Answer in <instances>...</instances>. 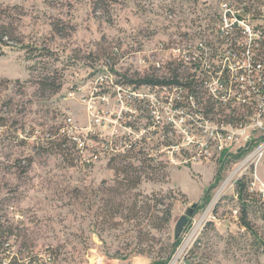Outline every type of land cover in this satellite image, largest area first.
<instances>
[{
  "label": "rangeland",
  "instance_id": "374dc122",
  "mask_svg": "<svg viewBox=\"0 0 264 264\" xmlns=\"http://www.w3.org/2000/svg\"><path fill=\"white\" fill-rule=\"evenodd\" d=\"M16 4L22 7L13 20L17 34L49 47L53 55L36 63L18 46L3 47L5 54L0 55V232L9 234L11 255L21 264H33L30 260L37 254L56 256L55 263L43 264H89L91 259L152 264L167 258L177 222L197 203L166 264H264V138L263 131L254 132L264 121L230 129L231 136L215 143L210 129L200 126L207 97L198 108L187 107L186 114L166 104L160 114L174 121L171 136L191 145L184 151H165L159 160L166 169L158 178L142 172L138 188H120L121 196L116 193V166L125 162L111 164L110 154L100 149L94 153L91 147L97 142L70 154L72 143L59 131L70 118L76 132L85 135L95 127L98 110L113 112L117 98L103 103L90 92L94 80L104 74L106 57L114 58V71L108 74L117 80V72L200 76L202 70L183 59L191 54L188 46L207 47L204 61L219 64L214 55L231 43L222 27L230 29L241 5L252 7L256 23L261 17L254 7L264 0H0L4 7ZM34 65L52 71L62 88L42 90L40 71L30 69ZM76 87L78 93L69 97ZM177 94L159 91L172 100ZM251 135L248 149L236 157ZM160 141L163 137L156 132L150 145ZM207 141L213 144L205 149ZM254 174L260 179L259 191L246 200L247 228L241 223L243 203L236 182ZM156 193L175 198L165 230L151 229L148 218L142 226L126 221L136 194L141 205L144 197ZM121 201H127V207ZM9 259L0 246V264H9Z\"/></svg>",
  "mask_w": 264,
  "mask_h": 264
},
{
  "label": "built area",
  "instance_id": "2783aa9c",
  "mask_svg": "<svg viewBox=\"0 0 264 264\" xmlns=\"http://www.w3.org/2000/svg\"><path fill=\"white\" fill-rule=\"evenodd\" d=\"M254 10H258L260 12L258 15L261 17L256 23L252 19L255 14L250 11L246 12L243 7H238L234 11L236 21L230 25V29L223 30L222 27V32L226 33L228 41L235 34L238 36L237 41L247 49L244 53H236L230 43L228 49L222 51V54L216 57L220 63L216 65L217 68H215V71H210L211 74L206 82L207 88L215 99L226 104L230 102V107L232 109L236 108L239 112L238 115L244 114L245 122L233 124L223 121L225 117L212 120L203 115L200 126L204 124L203 127L210 129V134L213 139L222 140L227 135H232L229 134L230 129L236 128L243 130L256 122L264 121V61L257 60L256 64H254L256 51L252 46L254 43L264 42V4L254 8ZM183 57L189 62L193 58L189 55ZM101 67L104 74L99 75L94 80V86L90 91L93 95L92 98L100 99V102L107 103L113 97L117 98V103L113 106V112H104L102 110L96 112V119L94 118L95 127L89 129L84 137H81L80 132L77 133L74 126L69 123L72 120L70 118L67 119L66 123L69 125L67 129L70 132L73 130L72 134L80 147L84 149L86 147L90 148V144L97 142L99 145L91 147L92 150H97L98 152L100 149L103 153H108L112 156L115 153L127 151V148L134 143L138 144V147L143 145L147 146L148 148L146 149L151 150L152 156L157 154L161 156L162 154L165 155V151L175 152L178 149L184 151L185 147L191 145V143L183 145L182 142L175 145H164L161 143L162 145L159 150H156L157 143L152 146L150 145V143H153L156 130H162L165 125L174 126L175 124L172 119H166L160 114L162 110L166 111V107H168L166 104H170L172 107L174 106L178 112H182L183 114L187 113L185 108L175 104V99L172 100L169 96L161 97L159 95V91H165L166 94L170 95L171 90L169 87L123 84L119 80L110 77L108 74L110 67L107 63ZM226 73H228L227 76L231 79L229 84L224 79ZM174 90L177 91V96H179L178 89ZM78 91L79 87L72 88L68 96H74ZM192 102L195 103L194 99H192ZM248 108H255V115H248ZM110 113L112 114L110 117L112 120L108 118ZM259 125L254 127V132L263 131V136L260 137L262 139L264 138V123ZM101 126L103 128H99ZM104 127L106 130L108 128L109 131H106ZM248 137L250 139L248 138L246 140L247 147H242L239 151L248 149L254 135ZM211 144H213V141L206 143L204 146L205 149H208ZM248 159L251 160V158ZM256 161V159L253 160L255 166ZM259 181L260 179L256 174L254 176L252 175V178H250V191H259L257 188ZM260 192L264 193V190L261 189ZM12 246V242L7 241L6 247L12 249ZM55 261L56 256L53 254H48V256L37 254L33 257L32 263H55ZM89 264H101V259L97 262H93L91 259Z\"/></svg>",
  "mask_w": 264,
  "mask_h": 264
},
{
  "label": "trees",
  "instance_id": "16d2710c",
  "mask_svg": "<svg viewBox=\"0 0 264 264\" xmlns=\"http://www.w3.org/2000/svg\"><path fill=\"white\" fill-rule=\"evenodd\" d=\"M263 5V4H262ZM261 5H257L254 8H257ZM243 9L246 12H253L251 9L252 7L241 5ZM21 5H14V6H6L0 5V55L5 54V50L3 47H17L20 50H24L26 53V58L28 60H35L37 63V60L40 58H47L51 57L53 55V52L51 49L47 46L39 45L37 41H25L20 37V35L17 34V29L14 26L13 20L16 18L15 13L18 10H21ZM256 13H260L258 10H255ZM228 38V37H227ZM231 40V39H230ZM11 42L16 43V45L11 44ZM231 47L236 51V53H244L247 49L244 45H241L237 41V37L232 39ZM253 48L255 49L256 57L254 58V64H256L257 60H263L264 61V42H258L254 43ZM190 53L189 56H192V60L190 63L196 67V69L202 70V75L198 76L196 73H192V75L189 74L188 77L185 79L182 77L178 72H173L171 77L169 76H160L158 74L150 73L145 75H140L139 73H136L134 76H129L127 73L124 74H118L119 82L123 84H130V85H148L151 87H169L171 91L174 89H178L179 96L175 98V104L179 107L187 108V107H197L200 106V99L206 98V103L204 105V111L201 113L212 120H217L218 118H224L223 121L231 122L233 124L236 123H242L245 122V115L239 114L238 110L232 109L230 107V102L228 104L221 102L220 100L215 99L210 93L209 89L207 88V81L209 78V75L211 74L210 71H215L216 65L209 63H206L204 60L206 59L205 55L207 54V47L201 48L198 46L195 50L194 46L190 45L188 46ZM210 48V47H209ZM213 48V47H212ZM201 51V52H200ZM213 52L215 50L213 49ZM212 52V53H213ZM196 53H199L197 56ZM214 54V53H213ZM222 52H217L214 57H219ZM107 64L110 67L111 71H114L115 62L113 56L106 57ZM184 59V58H183ZM203 59V60H202ZM184 61H187L184 59ZM204 61V62H203ZM188 62V61H187ZM31 70L40 71L38 76V84L40 85V88L44 91L52 90V91H59L62 88L61 83L56 82V78L54 77V74L52 75V71L50 70H43L37 68V66L34 65V67L30 68ZM42 70V71H41ZM228 73H226V76L224 77L225 82L227 84L230 83L231 79L229 76H227ZM192 99H194L195 103L192 102ZM199 104V105H198ZM251 108H248L250 110ZM230 110V111H229ZM69 126L67 123L65 126H62L59 128L60 132H63L64 136H68L67 140L71 142V153L70 154H76L80 151H83L84 148L80 147L76 139L74 138L72 131L70 132L69 129H67ZM173 126L171 125H165L162 130H156V132H159L161 137H163V141L161 142L164 145H175L179 144L180 140L177 141L175 138L171 136ZM58 131V133H59ZM155 132V133H156ZM83 136L84 135H81ZM161 143H158L156 146V150L160 149ZM138 144L132 143L125 152H118L112 155L111 157V164L121 161L125 162L123 163V166L117 167L116 166V172L118 174L117 176V183H118V189L116 190V193H119L118 195H123L120 191V188H126L127 189H136L138 186L142 183L143 175L142 172H146L149 178L155 179L158 174L160 175L161 172H163L166 169V166L162 163V161L159 160L160 154L153 155L151 150H148L147 146L143 145L138 147ZM94 153H97V150H92ZM245 150H241L237 153L236 157L243 154ZM140 161L142 163L141 167H137L134 165L133 161ZM151 172V174H149ZM122 174L123 178L119 177V175ZM151 175V176H150ZM236 192L240 199V201L243 203V214L241 215V223L247 227L250 228V222L248 220V212H249V205H247L246 200H249L250 197H254L255 192L250 191V179L248 177H242L236 182ZM140 195L136 194L134 201L129 207V215H125L124 218L126 221L135 220L136 226H142L145 220L149 219V224L151 226V229H154L155 231H163L165 230L168 225L170 224L173 216V207H174V200L175 198H172L171 193H156L151 197H144V201H141L142 204L139 205L138 197ZM174 199V200H173ZM110 202H114L112 199ZM127 201H121L120 205L124 207L126 205ZM127 207V206H125ZM9 239L8 233H2L0 232V246L3 248V252L6 254V257L9 259V264H21L20 259H18L16 256H12L10 247H6L7 240ZM199 241H196L195 245L197 246ZM181 243V236L175 238L174 242L171 244H168V256L166 259H155L152 264H166L169 258L174 254L177 247ZM260 244L264 246V241H260ZM144 252V251H143ZM264 252V249H263ZM11 256V257H10ZM30 262H33L30 260Z\"/></svg>",
  "mask_w": 264,
  "mask_h": 264
},
{
  "label": "water",
  "instance_id": "95a60500",
  "mask_svg": "<svg viewBox=\"0 0 264 264\" xmlns=\"http://www.w3.org/2000/svg\"><path fill=\"white\" fill-rule=\"evenodd\" d=\"M197 207H198V204L194 203L192 206H190L187 209L186 213L179 219L176 225V229H175V238L181 236L184 227L188 223L189 218L195 214Z\"/></svg>",
  "mask_w": 264,
  "mask_h": 264
},
{
  "label": "bare ground",
  "instance_id": "6f19581e",
  "mask_svg": "<svg viewBox=\"0 0 264 264\" xmlns=\"http://www.w3.org/2000/svg\"><path fill=\"white\" fill-rule=\"evenodd\" d=\"M252 109V108H251ZM248 114L249 115H255V108H254V110H252V111H250V110H248ZM220 139H214V141H215V143H217V141H219Z\"/></svg>",
  "mask_w": 264,
  "mask_h": 264
}]
</instances>
